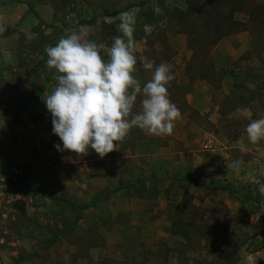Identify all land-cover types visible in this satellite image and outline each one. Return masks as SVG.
<instances>
[{
  "label": "rangeland",
  "instance_id": "374dc122",
  "mask_svg": "<svg viewBox=\"0 0 264 264\" xmlns=\"http://www.w3.org/2000/svg\"><path fill=\"white\" fill-rule=\"evenodd\" d=\"M47 1L40 13L57 7L61 20L0 32V264H264V141L246 134L264 116V19L209 49L174 15L187 0ZM125 12L134 75L143 85L153 71L144 63L166 62L181 116L171 135L134 128L103 158L57 151L43 101L57 73L45 49L87 25L106 51ZM23 167L19 181L6 178Z\"/></svg>",
  "mask_w": 264,
  "mask_h": 264
},
{
  "label": "clouds",
  "instance_id": "9594fccd",
  "mask_svg": "<svg viewBox=\"0 0 264 264\" xmlns=\"http://www.w3.org/2000/svg\"><path fill=\"white\" fill-rule=\"evenodd\" d=\"M153 11L160 13L161 9L157 5ZM119 19L122 35L114 37L106 51L88 39L87 25H79L45 49L48 67L57 73L56 85L43 99L51 115L52 132L62 142L54 144L57 151L87 154L94 150L103 158L119 150L134 128L151 135H171L181 116L168 92L174 79L170 66L166 62L155 67L154 61L144 63L146 70L153 71L142 85L134 75L135 19L127 12ZM138 97L140 109L134 111ZM246 134L254 144L264 141V116L251 120ZM238 166V161L233 162V167ZM258 191L264 195V184Z\"/></svg>",
  "mask_w": 264,
  "mask_h": 264
},
{
  "label": "trees",
  "instance_id": "16d2710c",
  "mask_svg": "<svg viewBox=\"0 0 264 264\" xmlns=\"http://www.w3.org/2000/svg\"><path fill=\"white\" fill-rule=\"evenodd\" d=\"M174 15L184 21L182 32L190 42L202 37V44L211 49L221 38L245 29L249 21H262L264 4L256 0H187L186 7L175 9ZM17 208L23 211L22 203Z\"/></svg>",
  "mask_w": 264,
  "mask_h": 264
},
{
  "label": "crops",
  "instance_id": "0c3cea01",
  "mask_svg": "<svg viewBox=\"0 0 264 264\" xmlns=\"http://www.w3.org/2000/svg\"><path fill=\"white\" fill-rule=\"evenodd\" d=\"M18 1H22L21 4L20 2H16V0H0V5L3 4H7L10 3L12 6H7V9H0L1 12H3L4 14L0 13V24H2L4 26V28H6L7 26H11L14 28V31L21 30L24 31V29L22 28V24L26 21V20H30V26L36 24L37 20L41 19L44 21V23L48 24V20L52 23L51 20H61L62 19V14H61V10L57 9V7H55V12L47 15V13H40V9H42V11H48V9H51V5L47 0H42L41 1H36L33 2V0H18ZM15 4L21 5L22 9H23V13H14L13 10H11L10 8H14ZM40 8V9H39ZM24 14L26 16H24ZM174 165H177V163H175ZM173 165V167H174ZM173 167L171 169H173ZM180 171H183L184 175H187L188 170L184 168V166L180 165L179 168ZM187 170V171H186ZM180 173V172H179ZM192 173V172H191Z\"/></svg>",
  "mask_w": 264,
  "mask_h": 264
},
{
  "label": "built area",
  "instance_id": "2783aa9c",
  "mask_svg": "<svg viewBox=\"0 0 264 264\" xmlns=\"http://www.w3.org/2000/svg\"><path fill=\"white\" fill-rule=\"evenodd\" d=\"M25 173H27V168L24 167L19 168L18 170H13L11 172H8L6 178L9 179L10 181L17 182L22 178V176H24ZM0 186L2 187L1 183Z\"/></svg>",
  "mask_w": 264,
  "mask_h": 264
}]
</instances>
